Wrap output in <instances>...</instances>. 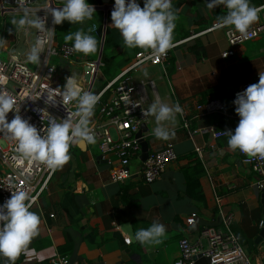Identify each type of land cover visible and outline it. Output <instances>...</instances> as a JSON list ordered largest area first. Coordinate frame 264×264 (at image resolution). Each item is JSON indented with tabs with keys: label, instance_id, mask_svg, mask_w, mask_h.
Instances as JSON below:
<instances>
[{
	"label": "crops",
	"instance_id": "1",
	"mask_svg": "<svg viewBox=\"0 0 264 264\" xmlns=\"http://www.w3.org/2000/svg\"><path fill=\"white\" fill-rule=\"evenodd\" d=\"M57 1L62 7L63 0ZM257 1L249 0L251 6H261L256 5ZM87 2L96 9L93 19L83 24L64 21L61 25H54V38L56 40L61 28L64 31L60 32L67 35L81 28L87 31L91 27L95 34L101 25L98 52L87 56V59H93L102 56L103 46L101 53L100 46L102 39L104 44L105 28L116 29L111 20L114 7L103 8L105 4H114L115 0ZM207 2L210 0H172L178 16L173 42L185 41L170 52L163 65L143 66L133 73V78L139 81L143 76L144 80L153 81L155 95L160 102L157 85L163 89L164 103L170 106L181 103L190 117L196 114L195 104L209 99L222 101L226 113L194 118L192 139L180 128L178 115L175 123L169 122L167 127L174 135L168 141L173 143L177 158L167 165L160 179L152 183H145L136 176L123 183H113L110 170L115 156L102 159L99 153L89 151L87 143L71 146L70 161L55 171L47 188L32 204L30 211L41 218L39 235L15 264H48V259L63 253L65 247L69 249L72 264H173L179 256V240L188 238L193 241L203 227L221 226V212L232 215L231 230L250 259L264 264V241L258 245L254 243L264 218L261 192L254 187L258 176L248 165L241 163L237 150L232 151L228 147L229 136L214 140L205 132L208 127H214L234 133L240 117L235 112L232 93L241 84L259 82V73H264V45L258 48L259 54L255 58L247 54L243 45L235 47L233 56L222 57L221 54L229 49L225 28H209L217 22L218 15L227 13V9L221 5L217 11L209 10ZM137 3L143 7L144 0H137ZM21 15L12 12L0 14V37L8 41L6 46L0 47V60L9 57L18 37L23 35L15 33L10 23L12 18ZM258 16L256 22L260 21V13ZM10 29L12 34H9ZM24 43L28 49L34 44V28L29 29ZM193 45L202 49L197 53L191 52ZM140 51L144 50L123 47L121 41L118 47L108 48L105 54L108 57L120 56L123 71L135 53ZM250 51L256 53V50ZM20 60L30 68L36 67V64L26 62V56ZM55 66L60 79L68 66L59 61ZM145 70L148 76L144 75ZM155 95L149 94L151 103L155 101ZM153 122L152 128L148 121V132L143 134L149 150L160 149L167 142L154 136V117ZM195 146L201 150L200 155ZM137 164L138 161L133 160L130 168L135 170ZM192 213L196 214V221L188 225L185 219ZM153 222L166 227V238L161 244L141 246L135 240L126 242L129 237L121 230L123 224L130 223L134 233L150 227ZM0 264H6L3 256H0Z\"/></svg>",
	"mask_w": 264,
	"mask_h": 264
},
{
	"label": "built area",
	"instance_id": "2",
	"mask_svg": "<svg viewBox=\"0 0 264 264\" xmlns=\"http://www.w3.org/2000/svg\"><path fill=\"white\" fill-rule=\"evenodd\" d=\"M57 0H51L53 7H61ZM27 6L36 11L44 3V0H26ZM104 5V4H103ZM114 7V4H105L103 8L108 10ZM261 9L260 21L252 24L249 31L253 35L248 38H242L234 29L225 28V36L229 49L223 52L222 57L234 55L235 47L248 41H254L264 35V4L257 7ZM22 13L19 10L17 0H0V14ZM44 17L43 10L37 13ZM51 16H48L47 27H54L51 23ZM217 22L212 24L209 30L217 29ZM40 38L42 40L43 53L41 54V63L30 68L26 63L18 59L13 51L7 60H0V92L10 93L18 106H20V115L29 120L41 134H45L50 116L59 119L67 118V111H75V102L66 106L62 104V98L57 97V105L51 106L45 104V97L49 88H63L68 77H72L83 91H91L97 81L102 77L101 68L103 63L101 56L92 60L76 61V66L81 68L80 73L75 76L72 68V57L75 52L72 51V45L59 43L53 38L44 40L42 34L34 28V43ZM185 40L173 42L174 47L168 50L163 57H153L149 51H140L135 53L129 65L117 74L112 80L96 93L99 101L96 104L98 113L92 117L91 127L93 129L97 149L102 159L109 156H115L110 170V181L113 183H123L133 176L139 177L145 183H152L160 179L167 165L174 161L177 156L171 141H167L160 149L149 150L144 161L139 159L141 146L136 133L140 130L141 124H147L150 116H144L142 110H147L152 104L147 87L155 95L154 82L149 80L135 81L133 73L143 66L163 65L169 58L170 52ZM52 57L59 59V62L67 64L64 84L58 78L57 67L51 63ZM87 68L89 71H85ZM90 75L88 81L84 76ZM251 85L249 82L241 84L233 91L232 97L237 98L238 93H242ZM110 93L103 100L105 92ZM158 100L155 95V101ZM139 106H133V105ZM183 115L177 114L180 118V128L187 136L192 139L193 129L191 124L197 116H207L211 114H225V106L218 99H209L204 103L195 104L196 114L190 117L184 106ZM95 106V108H96ZM42 110H45L44 112ZM15 113L10 112L7 120L10 122ZM114 131V137L111 135ZM205 132L214 139H221L228 136L227 129L218 130L214 127H208ZM3 143V144H2ZM196 147L200 155L201 150ZM241 163L248 165L251 171L258 176L254 184L257 192L264 189V160L259 158H248L237 150ZM16 144L5 134L0 133V206H2L10 197L11 191L26 190L32 198L34 204L42 191L47 188L50 178L55 172L47 169L43 164L17 158ZM133 160H137L135 170L130 168ZM110 162V161H108ZM219 206V200L216 199ZM220 208V207H219ZM221 212V210H220ZM53 217V215H50ZM196 221V214L192 213L185 219V223L193 225ZM232 215L230 213L222 214L221 226L203 227L199 231L196 240L181 238L178 242L179 256L173 264H196L202 259L206 264H262L253 262L246 250L240 244L238 237L231 230ZM261 226V224H260ZM48 264H72L71 259L66 255L55 254L48 259Z\"/></svg>",
	"mask_w": 264,
	"mask_h": 264
},
{
	"label": "clouds",
	"instance_id": "3",
	"mask_svg": "<svg viewBox=\"0 0 264 264\" xmlns=\"http://www.w3.org/2000/svg\"><path fill=\"white\" fill-rule=\"evenodd\" d=\"M22 15L12 18L11 25L15 33L29 34V29L35 28L42 34L44 40H52L55 28L47 27L48 16L52 25H61L64 21L71 24H83L92 20L96 9L87 0H63L62 7H53L51 0L44 3L36 11L27 6L26 0H17ZM223 5L227 13L217 17V29H234L244 38H250L253 33L250 26L258 19L261 9L251 6L249 0H210L206 7L213 10ZM43 10L45 15L37 13ZM112 26L119 30L123 38V47L150 50L153 57H163L174 47L173 33L178 16L172 0H144L141 7L137 0H115L111 12ZM93 28L85 31L83 28L69 32L64 41L73 42L72 51L85 56L95 54L99 41L91 35ZM12 34V30H9ZM8 41L0 37V47ZM44 49L42 40L38 38L30 49H26V62L39 65ZM144 75L148 76L147 71ZM45 104L56 106L57 97L62 98L66 106L75 102V111H67V118L58 119L50 116L45 134L20 115V106L16 104L10 93L0 92V133L5 134L16 144L19 159L31 160L43 164L55 172L62 169L71 159L70 148L82 143L96 142L91 127L95 106L99 96L91 91H83L72 77H68L63 88H49ZM235 112L240 117L238 126L226 132L229 136L228 147L232 151L239 150L248 158L264 160V73H259V82L249 85L242 93L237 94L233 101ZM139 106V105H133ZM67 110V108H66ZM43 112L45 110H42ZM144 116H152L156 127L153 134L157 139L168 141L172 133L167 124L175 123L177 114L183 115V108L177 102L174 106L154 101L147 110H142ZM14 112V118L9 122L7 116ZM32 198L26 190L11 191V197L0 206V256L6 258V264H15L22 253H27L31 241L39 235L41 218L30 211ZM166 238V227L159 222H153L148 228H141L131 234L126 242H138L141 246L159 245Z\"/></svg>",
	"mask_w": 264,
	"mask_h": 264
},
{
	"label": "rangeland",
	"instance_id": "4",
	"mask_svg": "<svg viewBox=\"0 0 264 264\" xmlns=\"http://www.w3.org/2000/svg\"><path fill=\"white\" fill-rule=\"evenodd\" d=\"M64 36L65 35H63L61 32H57L56 40L59 41V42L65 43ZM241 45L245 46V48L247 49V54H250L252 58H255L256 57L255 55L259 54L258 51H257L258 48L264 45V37L260 36L258 41H248V42L242 43ZM250 50H252L253 52H254V50H256V53L253 54V53H251ZM25 56H26V54L23 55V57H25ZM87 56H85L82 53H76V52L73 55V57H72V60H73L72 68L75 71V76L74 77H77V75L81 71V68L79 66H76V61H81V60L87 59L88 58ZM7 59H1V60H7ZM87 60H92V59H87ZM122 60L123 59L120 56H117V57L113 58L110 62H108V64L106 66H103L101 68V73H102V77L103 78H100V81L96 82V85L93 87L92 93L96 94L105 85L106 82L110 81L116 74L119 73V71H121V69L123 68V65H124V64H122ZM58 61H59L58 58L52 57L51 63L58 65ZM28 66L31 67L30 65H28ZM64 78H65L64 76H60V80H61L62 83L64 81ZM139 78L141 80H144L143 76H140ZM154 80H156V79H154ZM157 89H158V93H159L160 99H161L162 103H164V100H163V89L158 87V85H157ZM108 93H110V92H108ZM148 93L150 95H152L151 90L149 88H148ZM96 109H97V106H96V108L94 110L95 114L98 113V110H96ZM179 120H180V118H179ZM148 121L150 122L149 126H151L153 128L154 127L153 117L150 116L148 118ZM111 135H112V137H114V131H111ZM88 149L93 154H96V153L98 154L99 153L96 143L88 144Z\"/></svg>",
	"mask_w": 264,
	"mask_h": 264
},
{
	"label": "water",
	"instance_id": "5",
	"mask_svg": "<svg viewBox=\"0 0 264 264\" xmlns=\"http://www.w3.org/2000/svg\"><path fill=\"white\" fill-rule=\"evenodd\" d=\"M24 39L25 37L23 35H20L18 37V43L16 44V46L13 48V54L18 58L21 59V57L26 53V49H28L29 47L24 43ZM102 46H103V39L101 42V46H100V53L102 50ZM85 71H89L87 68H84ZM90 78L89 74H86L84 76L85 81H88ZM96 85V84H95ZM148 132V128L146 126V124H141L140 126V130L136 133V137L139 138V142H140V146H141V154L139 159L141 161H144L147 157L148 154V142L146 141V139H144L143 134ZM84 144V143H83ZM260 202L262 204V213L264 214V189L261 191L260 194ZM121 230L130 238L131 234L133 233L132 227L130 223H125L121 226ZM134 241V239H133ZM264 241V218L261 222V228L259 230V234L256 237V239L254 240V243L256 245H258L260 242Z\"/></svg>",
	"mask_w": 264,
	"mask_h": 264
},
{
	"label": "trees",
	"instance_id": "6",
	"mask_svg": "<svg viewBox=\"0 0 264 264\" xmlns=\"http://www.w3.org/2000/svg\"><path fill=\"white\" fill-rule=\"evenodd\" d=\"M263 3H264V0H258L256 2V5H261ZM218 8H219V6H217L216 8H214V10L217 11ZM224 9H226V8L224 7ZM218 16H222V15H218ZM107 20H109V17H107ZM60 31L63 32L64 29L61 28ZM101 31H102V27H101V25H99L97 27L96 31H95V34L94 33H90V34L91 35H94L97 38V40L100 42V39H101ZM63 35H66V34H63ZM121 41H123V39L118 36V33H117V30L116 29H114V28H108V27L105 28V32H104V44H103V50H102V56H101V61L104 64L103 66H106L108 64V62H110L113 58H115L114 56H111V57L106 56V54H105L106 49L107 48H110L112 46L118 47V45L121 43ZM60 43H62V42H60ZM67 43L70 44V45H72L73 42H67ZM99 45H100V43H99ZM98 49H99V46H98ZM200 49H202V48L201 47L198 48L196 45H193V46H191L190 51L191 52L192 51H195L197 53V52L200 51ZM97 52H98V50H97ZM97 52H96V54H97ZM197 57H198V55H197ZM217 89L218 88L214 89L212 92H215ZM108 92L109 91L105 92V94H104V96L102 98L103 100H105L106 97L108 96V94H109ZM216 96H218V95H215L214 97H216ZM233 100H235V99L233 98ZM234 108H236V105H234ZM225 111H226V108H225ZM227 111H228V109H227ZM199 171H200V169H199ZM70 247H71V245H70ZM62 252H63V253H61L62 255H66V256L69 257V255H68L69 254V249L67 247H65ZM196 264H206V262L204 260L200 259V260L197 261Z\"/></svg>",
	"mask_w": 264,
	"mask_h": 264
},
{
	"label": "bare ground",
	"instance_id": "7",
	"mask_svg": "<svg viewBox=\"0 0 264 264\" xmlns=\"http://www.w3.org/2000/svg\"><path fill=\"white\" fill-rule=\"evenodd\" d=\"M81 147H83V145H80Z\"/></svg>",
	"mask_w": 264,
	"mask_h": 264
}]
</instances>
